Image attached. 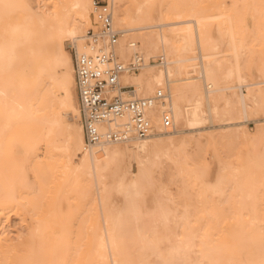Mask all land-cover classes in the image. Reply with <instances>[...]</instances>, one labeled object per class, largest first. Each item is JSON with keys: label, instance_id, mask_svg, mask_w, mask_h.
<instances>
[{"label": "bare ground", "instance_id": "obj_1", "mask_svg": "<svg viewBox=\"0 0 264 264\" xmlns=\"http://www.w3.org/2000/svg\"><path fill=\"white\" fill-rule=\"evenodd\" d=\"M150 1L108 0L115 28L125 33L150 29L139 36L146 52L167 56L160 69L146 62L138 72L123 74L121 84L132 85L133 92L126 94L147 99L165 84L170 100L159 99L146 110L151 124L146 138L102 140L97 148L86 149L80 122L67 116L71 113L79 120L80 112L73 66L63 43L70 39L71 44H80L87 28L96 25L92 0H38L37 5L32 0H0V264H264V153L252 151L264 140V118L253 135L237 126L243 121L226 118L264 109V87L259 86L264 84V67L259 69L260 81L243 85L246 79L236 49L227 56L230 64L221 60L219 45L204 22L220 19L218 38L226 36L231 47L230 14L221 10L202 15L181 1L168 11L174 20L162 23L156 21ZM165 25L173 29L164 32ZM172 32L181 41L179 46L172 42ZM193 41L196 56L178 54L192 51ZM117 53L127 59L131 48L120 43ZM196 59L199 65L191 63ZM188 67H198L200 76L170 79L188 74ZM232 77L238 87H250L236 101L235 94L220 96L237 87L226 85ZM184 99L187 104L181 107ZM213 119H219V128L224 129L206 136L214 147L239 138L251 144L248 165L242 171L236 167L240 175L218 166L221 173L211 185L204 180L206 173L198 167L195 153L185 152L187 139L181 135L202 131ZM98 128L102 136L108 130L104 125ZM195 141L198 145L199 138ZM39 142L44 143L41 158ZM163 157L178 164L183 176L202 181L205 190L224 193L225 180H236L233 214H223L221 201H194L185 191L179 199L166 195V185L155 179ZM94 185L98 199L93 197ZM148 188H155L151 212L142 209ZM114 193L121 199L118 206L112 202ZM69 194L80 211L72 231V215L61 209ZM85 203L92 204L87 213ZM12 211L31 219L28 231L14 238L2 230ZM141 218L150 225H140ZM57 222L60 230H55ZM159 234L171 237L167 255L160 251Z\"/></svg>", "mask_w": 264, "mask_h": 264}, {"label": "rangeland", "instance_id": "obj_2", "mask_svg": "<svg viewBox=\"0 0 264 264\" xmlns=\"http://www.w3.org/2000/svg\"><path fill=\"white\" fill-rule=\"evenodd\" d=\"M37 1L38 0L36 1L32 0L34 5L35 4L37 5ZM181 1L189 2L190 3L189 6L198 10L200 14L202 15L212 16V15L218 14L221 10L227 14H230L232 17V24H233L232 34H233V43H234L232 44L231 47H229L228 44H226V40H227L226 36L223 37L222 39L218 38L217 29H218V26H222L220 24V19L210 18L204 22L207 26L208 32L210 33V36L212 37L213 41L218 43L219 45L217 51L219 52V55L221 56V60H224V63H226L227 65L230 64L229 63L230 60L228 59L227 56L232 55V52L234 51V49H236V53H237L236 60L239 64L240 73L246 79L243 85L257 82L262 79L261 78L262 74L260 73L259 69L261 67H264V47H263L264 46V0H254V1L253 0H151L149 2V7L154 13V16L157 22L167 23V22H171L174 20V18H170L171 15L170 13H168V11L170 12L172 7L178 6ZM48 2L49 1H43L41 3L45 4ZM215 4L221 5V8L217 9L215 7ZM251 5L253 6V8ZM179 26L180 25H178V28ZM168 27L170 26L165 25L162 27V30L164 32H168L170 29H173L172 26H171L172 28L171 27L168 28ZM148 31H150V29L131 30V31H128V36L131 38V40L137 43V46H138L137 48L144 55L145 62L151 63L152 65L156 64L154 65V68L160 69L161 66L157 65L156 60H157V55L159 56L161 54L160 53L156 54V53H151V52H150L151 54H148L139 39V36L141 33L148 32ZM174 33L175 32L171 33L172 42H174L175 40L176 42H174V44L179 46L181 44V41L177 39ZM67 40H65V43H63L64 49L66 50V52L69 54L71 58V55H70L71 52L69 48V45H70L69 41L71 42V40L70 39H67ZM195 43L196 42L193 41L194 48L192 51H189V52L181 51L178 54L186 55V56H196L198 53V49ZM201 53L202 55L205 54L204 51H202ZM191 63H195L196 65H199L200 61L196 59L195 61H192ZM232 63H234V60L232 61ZM71 64H72V60H71ZM187 76H200L199 68L196 67L195 70H192L191 67H188V74L182 73L181 75H175L173 77H170V79L171 78L173 79L174 78L176 79L185 78ZM198 80L203 90L204 85H203L201 78ZM226 85L237 86V87L220 93V96L222 97V94H225L227 96H233V94H235L234 98H232L235 101L237 100V96H239L240 93L246 94L248 91V88H250L247 86L238 87L239 84L236 82L235 77H232L231 79H229ZM259 86L264 87V84H261ZM73 90L75 92L74 83H73ZM75 100L77 104L76 93H75ZM246 101L249 102V99H247ZM179 103H180V106L183 107V105L185 106V104H187V101L184 99V100H181ZM220 104L222 103L220 102ZM67 116H69L70 119L74 120V122L79 123V120L73 119V117L71 116V113H68ZM226 118H230L232 121H237V122L243 121V122H240L241 124L238 123L237 126L240 127V129L242 130H246L250 135H253L256 131L258 120H262L264 118V109L252 111L248 114L247 117L246 116L243 117L240 114L233 113L227 116ZM220 124H221V121L219 119H213L212 121L207 120L204 123L203 128L201 129L202 131L193 132V133H184L183 135H181L187 139V142L185 143V146H184L185 152L189 153L190 155L195 153L196 157L194 159L197 162L198 167L201 170H204V172L206 173L204 176L205 177L204 180L207 181L211 185L212 183L213 184L215 183L216 178L221 173V171L219 172L218 166L220 168H223V167L230 168L229 170L231 171L235 170L237 175H240L237 168H239V171H242L246 167V165H248L247 157L248 155H250L249 153H250L251 143L249 141H245L244 138H239V139L232 140V141L229 140L228 146L227 144L226 145L224 144L223 146L217 145L216 147L211 145L206 140V136L208 135L209 132H218V131L224 130V129L219 128ZM234 128L236 127H228V129H234ZM194 135L196 136L194 137ZM162 138L165 139V137H162ZM197 138H199L198 145H196V141H195ZM43 148H44V143L39 142V145H38V155L40 156L39 158L43 156L42 155L44 153ZM215 149L217 150L216 153H218L216 156L214 154ZM252 151L254 153L255 152L264 153V140L258 143L254 147V150ZM78 159L79 157L76 158V160ZM194 166L195 165L191 163L189 165V168L193 169ZM224 172L227 173L226 169H224ZM155 179L160 180L161 184L166 185L165 194L168 196H171L172 198L179 199L178 195L181 193V191H185L188 194H190V196L193 198L194 201H202V202H207L210 200L214 202L221 201L220 208L222 209L223 214L224 215L233 214V207L231 203L235 201L236 199H238V196L236 195L237 190L234 188V185L237 184L236 180L235 181L229 180L227 177L228 180H225V183H226L225 189L227 188V190L224 191V193H219L218 191H212L211 189L205 190L202 188V185L204 184L202 183V181L192 180L187 175L183 176V173L179 171V165L176 163H173L170 159L164 158V157L162 158L161 163L158 166V171L155 172ZM231 184H233V187H231ZM96 187H97L96 185L92 187L94 199H98L97 197L98 193H97ZM145 191H148L150 193L147 195L145 202H144V208L142 206V209H144L145 212H151L155 205L154 201L152 200V196H153V192L155 191V188H152V189L148 188ZM75 202H76V199L74 198V196H72V194H69L68 199L61 203V205H63L62 207L65 208L66 210L65 211L61 207L62 212L63 213L68 212L72 215V219H71L72 227L70 228L71 231L76 229L77 223L79 222L78 219H80L78 218L80 217L79 206ZM112 202L115 206H118L121 204V199L119 198L118 194L116 193L113 194ZM91 205H92L91 203L84 204L83 208H84L85 213H87V210L91 208ZM12 212L13 213L10 212L8 214V219L6 220V222H4V225L2 226V230H4L6 234L8 233L7 235L9 237L14 238L17 235H19V233L24 234L26 231H28L30 227L31 219L29 218L28 214L27 215L26 214L17 215L14 213V211ZM174 213H175V210L172 209V214ZM98 220L101 221L102 217L100 216ZM139 223L140 225L144 224L143 227H146L147 224L150 225L151 221H148L147 218H141L139 220ZM60 229H61L60 224H58L57 222L55 224V230H60ZM129 230L132 231L133 228ZM156 230L162 232L161 227H157ZM158 236L160 237L158 241L160 251L163 255H167L169 247L171 245L170 244L171 237L165 236L164 234H159Z\"/></svg>", "mask_w": 264, "mask_h": 264}, {"label": "built area", "instance_id": "obj_3", "mask_svg": "<svg viewBox=\"0 0 264 264\" xmlns=\"http://www.w3.org/2000/svg\"><path fill=\"white\" fill-rule=\"evenodd\" d=\"M91 8L96 25L87 28L80 44L69 45L86 149L97 148L102 140L144 139L151 132L146 110L159 99L170 100L168 89L164 84L148 99L126 94L132 93L133 87L121 84L122 75L138 72L146 64L145 58L128 33L112 24L108 1L92 0ZM120 43L131 48L127 59H121L117 53ZM156 61L163 66L166 58L159 55ZM164 122L168 123L167 117ZM98 125L108 127L103 136Z\"/></svg>", "mask_w": 264, "mask_h": 264}]
</instances>
